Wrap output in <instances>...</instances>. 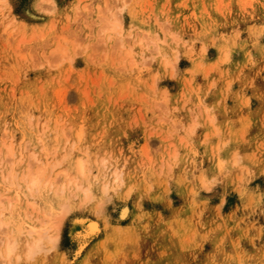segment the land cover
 I'll list each match as a JSON object with an SVG mask.
<instances>
[{
    "label": "rangeland",
    "instance_id": "obj_1",
    "mask_svg": "<svg viewBox=\"0 0 264 264\" xmlns=\"http://www.w3.org/2000/svg\"><path fill=\"white\" fill-rule=\"evenodd\" d=\"M0 221V264H264V0H0Z\"/></svg>",
    "mask_w": 264,
    "mask_h": 264
},
{
    "label": "bare ground",
    "instance_id": "obj_2",
    "mask_svg": "<svg viewBox=\"0 0 264 264\" xmlns=\"http://www.w3.org/2000/svg\"><path fill=\"white\" fill-rule=\"evenodd\" d=\"M79 167H80L79 168V172L81 174H84L83 173L84 172V167H83V163L82 162L79 163ZM36 179H37L36 177H33L30 180V182H29V186L28 187L31 190L37 184V180ZM84 192H85V195L87 197L90 196V194L87 195V193H89V191L88 192L84 191ZM62 208L64 209V207H62ZM60 213H64V211L62 210L61 212H59V215H57L58 218H59V216L63 217V214L60 215ZM126 214H127V211L125 210L122 215L125 216ZM3 225H4V223L2 221H0V229L3 228ZM97 231H98L97 223L90 222L89 225H88L87 233L88 234H95V233H97ZM30 234L32 235V238H31L32 241H30V243L27 246L26 256H28V257L32 256L35 253V250L40 249L41 246L44 244V241L46 239L47 240L50 239V240H53L55 242H56V240H58V235L55 236V238H53L50 235H48L47 232H45V231L42 232L41 230L39 232L37 230H31ZM0 242H1L0 243V255L4 258L2 263H5L6 261H10L11 257L16 253V251H17V240L15 238H8L7 240H4V238L1 237ZM8 264H11V263H8Z\"/></svg>",
    "mask_w": 264,
    "mask_h": 264
}]
</instances>
